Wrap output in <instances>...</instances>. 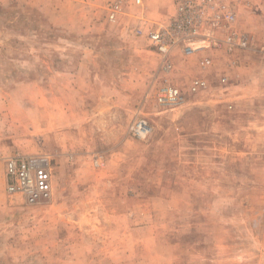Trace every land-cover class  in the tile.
<instances>
[{
  "label": "rangeland",
  "instance_id": "1",
  "mask_svg": "<svg viewBox=\"0 0 264 264\" xmlns=\"http://www.w3.org/2000/svg\"><path fill=\"white\" fill-rule=\"evenodd\" d=\"M234 1L252 50L203 92L175 55L164 109L146 35L172 0H0V264H264V0ZM13 155L48 159L49 201L6 193Z\"/></svg>",
  "mask_w": 264,
  "mask_h": 264
},
{
  "label": "built area",
  "instance_id": "2",
  "mask_svg": "<svg viewBox=\"0 0 264 264\" xmlns=\"http://www.w3.org/2000/svg\"><path fill=\"white\" fill-rule=\"evenodd\" d=\"M134 3L142 5V0ZM172 7L170 17L150 25L146 35L150 48L158 56L146 98L152 97L154 104L164 109L180 105L185 98L183 87L173 80L175 55L183 61L194 60L199 74L191 78L189 89L203 92L209 88L204 73L220 68L223 73L219 74L218 82L225 87L230 72L238 67L239 57L254 45L252 35L237 27L234 0H172ZM107 12V20L116 22L122 13V2H114ZM132 129L138 136L147 133L142 120ZM4 177L6 193L18 195L25 205L35 206L51 198L52 171L46 157L10 156L4 163Z\"/></svg>",
  "mask_w": 264,
  "mask_h": 264
}]
</instances>
